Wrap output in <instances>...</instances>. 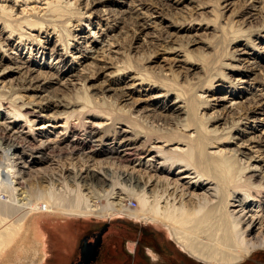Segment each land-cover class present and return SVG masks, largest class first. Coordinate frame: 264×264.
I'll list each match as a JSON object with an SVG mask.
<instances>
[{
  "label": "bare ground",
  "instance_id": "bare-ground-1",
  "mask_svg": "<svg viewBox=\"0 0 264 264\" xmlns=\"http://www.w3.org/2000/svg\"><path fill=\"white\" fill-rule=\"evenodd\" d=\"M243 1V7L239 9L241 12L234 13L235 17L248 21L256 12L264 16V0ZM7 2L24 6L19 11L23 16L15 17L11 7L5 6ZM41 2L45 7H33L29 13L25 10L29 3ZM108 3L122 4V0H0V78L16 70L21 76L17 90L47 92L36 105L32 101L25 102L23 95H15L12 88L8 91L3 87L0 89V264H36L44 261L49 242L42 226L49 216L62 219L106 216L139 220L163 229L165 235L197 261L205 264L241 263L256 249H264V158L260 157L264 152V129H257L258 126H264V118L258 116L264 114V44L259 48L250 47L254 51L248 55L244 51H231L232 62L242 63V66L239 65L242 70L236 71V65L223 66L228 72H239L241 76L239 79H230L236 81L234 86L225 95L215 99L214 104L222 106L209 115L200 113L210 104L201 99L197 92L214 91L224 86L222 81L227 77H222L221 73L217 79H209L204 86L194 83L187 92H175V88L167 84L152 85L150 76L139 71L137 78L141 82H152L150 86L160 90L156 97L164 100L158 109L159 113L155 109L141 113L142 118L155 123L157 130L155 127L154 132L159 135L142 133L136 130L133 122L124 123L117 118L116 113L122 110L116 109L115 100L111 102L104 97L99 98L115 107H111V110L116 113L102 112L96 110L97 105H91L94 99L86 94V81L106 75L108 69H113L109 77L111 81H119L131 69L123 66V61L121 67L112 62L115 58L112 54L117 56L124 53L126 59H132L126 53L128 47H122V40L119 39L120 34L124 35L123 29L128 28L127 20L130 21L133 42L139 40L143 33L147 35V30L156 23L151 17L147 19L143 16L144 12H139L145 3L141 5L138 2L133 9L130 6L124 10L101 9ZM151 3L148 9L157 12L152 18L159 20L162 11L170 7L165 0H151ZM227 6L228 3L223 8L227 9ZM93 17L94 25L98 24L96 27L100 32L103 31L104 41L98 46L97 41L89 39L91 28L77 30V24L73 22L69 26L71 29H65L69 18L78 22V19L90 20ZM97 19L99 22L95 23ZM230 22L224 23L227 26ZM162 24L166 25H160V34L155 41L167 39L164 36L169 35L166 29L170 26L182 29L186 26L183 23ZM233 25H230L233 39L246 37L247 28L243 30L236 24L233 29ZM23 27H36L38 31L41 28L44 41L29 39L31 36L25 35ZM253 28L254 39L245 38L249 43H243L244 47L264 39V25ZM47 29H51L52 34H58V44L64 52L59 54L57 50L51 51V57L54 55L59 58L53 60L55 63L45 64L41 55L45 53L43 49L46 47L41 45L49 40ZM115 29H118L116 33ZM73 30L74 33L71 32ZM11 36L18 37L24 46L33 42L40 45L42 50L37 51H40L38 57L24 60L21 52L20 55L12 54L13 50L9 49L20 51L21 45L12 44L9 47ZM69 40L73 41L72 45H69ZM148 44L152 46L154 43ZM130 47L131 51L136 49L133 45ZM69 48L80 54L82 59L67 60L64 56L68 54ZM243 54L246 56L242 58ZM4 61L12 65L4 66ZM257 71L260 77L255 74ZM251 73H254L253 80L258 83L256 87L249 83L248 76ZM63 74L71 81L61 84L58 76ZM112 75L115 76L113 79ZM73 80L81 81V84L77 87V84L72 83ZM70 88L75 89L76 93L80 90L85 94L81 99L70 95V92L68 95L66 90ZM103 89L109 91L106 86ZM113 93L116 98L124 97L122 90ZM171 93L175 99L166 104ZM234 98L241 99L235 103V107L226 104ZM39 104L40 108L52 110L44 119L35 110ZM73 106L75 109H70ZM225 113L232 114L228 125ZM76 120H82L83 133L91 139L90 144L78 135L69 139L70 133L75 131L73 126ZM219 121L225 126L220 130L217 125L211 127L210 124ZM249 121L255 126L250 125L252 128L243 130L238 128ZM153 126H150L151 131L154 130ZM232 130H238L241 137L229 135ZM236 139L240 141L238 145L235 143L236 148L223 146L225 142ZM107 140L109 142L105 143ZM248 145L256 148L251 151L253 155L245 152V148L250 150ZM53 154H56V159ZM60 157H65L66 165H60ZM112 167L121 168L124 177L132 180L138 190L136 196L140 209L130 210L121 197L116 198L125 188L119 187L116 180L103 172V168ZM54 168L62 169L51 173L53 179L46 177ZM42 180L51 184L50 187L53 181L55 184L57 182L62 190L55 195L48 191L50 197L45 199L46 195L45 198L42 196L37 185ZM69 184L76 187L72 189L70 186L69 189ZM96 185L102 188L101 196L107 202L103 208L92 200L95 194L92 187ZM151 185L154 190L147 192ZM77 186H83L87 192H82ZM186 197L189 200L188 207L183 201ZM51 221L57 222V219Z\"/></svg>",
  "mask_w": 264,
  "mask_h": 264
},
{
  "label": "rangeland",
  "instance_id": "rangeland-1",
  "mask_svg": "<svg viewBox=\"0 0 264 264\" xmlns=\"http://www.w3.org/2000/svg\"><path fill=\"white\" fill-rule=\"evenodd\" d=\"M74 1V0H71ZM148 1V2H147ZM158 1L159 0H153ZM167 4L170 7L165 8L162 11L161 19L152 18L156 15V13L153 10L148 9V5H152L151 0H122V4H112L108 3L101 9H115V10H124L128 6L130 8H134L137 3H141V5H145V7H142L139 12H144L142 15L146 16L147 19L155 20V24L151 25V28L147 30L146 33H143L140 35V39L136 40V42H133L132 40V34H131V25L130 21L127 20V26L128 28H124L125 32H123L124 35H119L122 41V47L127 48L128 50L126 53L129 54V56L132 57V59H126L127 57L125 54L121 55H113L115 58L112 59L114 64L116 66L121 67V65L130 67L128 72H126V77H123L119 81H111V74L113 72V69H108L105 71L107 73L106 75H99L96 78H93L91 80H88L85 82V88H87V96H90L94 103H91V105H97L96 110L102 111V112H114L111 110L113 106L109 105L110 103H107V101L102 102L99 98L104 97L107 100L113 102L115 100V106L116 109L122 110L119 114L116 113L117 118L119 120H122L124 123H127L126 121L133 122L135 124L136 130L141 131L142 133H157L155 131V123L153 124L150 120L142 118L141 113H143L145 110H157L160 109L162 103L164 102L163 99L160 97H156L158 92V88L155 86H150V83L152 82H141L138 77V72H142L146 76H150V80L153 81L152 85L157 84H164L166 86H170L174 91L178 92L180 91H188L190 87H193V84L199 86H204L207 84V81L211 78H218V74L221 73L222 77H227L222 83L224 86L221 88L213 90H209L207 92H197L198 95L201 96V99L205 100L207 104H210V107L203 108L200 113L209 115L216 109H219L222 105L221 104H214L215 99H218L219 96L225 95L227 90L234 86V82L230 79L235 78L239 79L241 74L239 72H228V69L223 66V64H229V65H236L237 68H235L236 71L242 70L240 66H242V63H234L232 62L230 58L231 51H244L247 53V55L252 51L250 47L259 48L264 44V39L262 40H251L254 41V44L249 45L248 47H244L243 43L247 42L246 39H254V33L255 30L253 27L256 28L259 25H264V16H262V13L254 14L253 17L248 19V21L243 20L242 18L235 17L234 13H238L242 7L243 0H165ZM138 3V4H139ZM228 3L226 11L223 8V6ZM230 3V4H229ZM5 6L11 7L12 13L15 15V17H21L23 16L19 11L20 9L24 8V6L20 5H13V3L7 2L4 3ZM257 6L260 5V3ZM231 5V6H229ZM1 6V4H0ZM37 8V7H45L44 4L41 3H29L25 10H27V13H29L31 8ZM222 7V8H221ZM139 8V6H138ZM233 9L235 11H233ZM237 9V10H236ZM240 9V10H239ZM32 10V9H31ZM222 12V14H221ZM241 12V11H240ZM220 13V14H219ZM149 14H152L148 17ZM260 17V18H259ZM78 19V18H76ZM79 21L76 22L72 18H69V24L65 27V29H71L69 26L72 25L73 22H75L77 25L75 29L77 30H88V27L91 28L92 34L89 35L90 40L97 41V46L100 45L103 41V31L100 32L98 29V24L94 25V17L89 19L83 18L78 19ZM87 20L89 22H87ZM99 19L96 20L95 23H98ZM238 20L236 23L235 21ZM172 23H169V22ZM177 21V22H176ZM180 21V22H179ZM184 21V22H183ZM231 21V22H230ZM158 22V23H157ZM163 22H168V24L173 25L174 23L177 24H185V28L182 29L177 26H170L168 27L167 32L168 36H164L167 39H162L159 41H155V38L157 36L159 37V27L160 25H166L162 24ZM224 22H230L229 25L226 26ZM234 22V23H233ZM242 22V23H241ZM263 22V24H261ZM233 23V24H231ZM224 24V25H223ZM238 25L242 27L243 30H246L247 32L246 37L242 38H235L233 39L232 35V29L230 28V25H233V29L235 28V25ZM158 25V26H157ZM225 28H222L223 26ZM236 25V26H237ZM157 26V27H155ZM219 26L220 30H219ZM251 26V28H249ZM87 27V28H86ZM167 28V27H166ZM253 28V31H252ZM41 29V28H40ZM39 31L37 28H31L28 29L26 27H23V30L25 31V35L31 36L29 39H35L44 41V34L43 30L41 29ZM223 29V30H222ZM226 29V31H225ZM118 29L114 30V33L117 32ZM51 29H47V32L49 35V40L47 42H43L44 44L41 45V47H46V49L43 51L41 60L46 63H51L53 60L57 61L58 56L52 55L51 57V51L57 50V52L62 54L64 51L60 50V45L58 44V38L56 34H52ZM127 31V32H126ZM74 33V30L71 31ZM70 32V33H71ZM95 32H98L95 34ZM256 33V31H254ZM127 33V34H126ZM221 35V36H220ZM12 37V43L8 46L10 47L12 44L13 46L15 44L21 45L20 41H18V37L11 36ZM124 39H123V38ZM191 39H194L195 41H190ZM132 40V41H131ZM235 40V41H233ZM143 41V42H142ZM148 42H153L154 44L151 46L148 44ZM69 45L73 44L72 40L68 41ZM59 45V46H58ZM136 47L135 50L131 51L130 46ZM140 45V46H139ZM8 46H6L8 48ZM30 46V47H29ZM20 48V47H19ZM139 48V49H138ZM5 49V46L3 47ZM13 50V51H12ZM40 49V45H36V42H33L31 45H21L20 51L16 49H9V51H12V54L20 55L24 60H30L32 57H38L40 54L37 53ZM149 52V53H148ZM65 54V53H64ZM107 54V53H106ZM148 54V55H147ZM152 55L151 57H149ZM44 56V57H43ZM128 56V57H129ZM148 56V57H147ZM246 55L243 54L241 57H245ZM67 60L76 61L75 59H82L80 54H78L76 51H74L72 48L68 49V54L64 56ZM76 57V58H74ZM146 57V58H145ZM73 58V60H72ZM148 58V59H147ZM56 59V60H55ZM230 59V60H229ZM131 60V61H130ZM53 61V63H55ZM124 62L123 64L121 62ZM52 63V64H53ZM128 64V66H127ZM3 65H12V63H9V61H4ZM138 65V66H136ZM240 65V66H239ZM192 66L191 68H188ZM78 70L80 69L77 67ZM143 70V71H142ZM221 70V71H220ZM230 70V69H229ZM231 69L230 71H235ZM1 71V70H0ZM259 72H255V74L261 76L258 74ZM225 74V75H223ZM231 76V78L229 77ZM64 77V78H63ZM115 76L112 75V79ZM254 73H251L248 78L249 83H251V86H258V83L256 80H253ZM67 76L65 74L58 76L59 82L61 84L66 83V81H71L66 79ZM216 78V79H217ZM247 79V77H245ZM264 78V77H263ZM21 79V76L19 73L14 70L12 73L7 75L4 78H0V80H3V82H0V89L2 87L8 91L9 88H12V92H15V95L22 96L23 100L25 102H33L36 105L45 97L47 92H33V91H20L17 90L18 87V80ZM243 81L245 79H242ZM241 80V81H242ZM8 82V83H7ZM163 82V83H162ZM256 82V83H255ZM72 83L78 87L79 84H81V81L73 80ZM245 83V82H244ZM257 84V85H256ZM72 85V86H74ZM231 85V86H230ZM256 85V86H255ZM107 87L109 91H104V87ZM242 86V85H241ZM151 87V88H150ZM240 87V86H239ZM213 88V87H212ZM211 88V89H212ZM72 89V90H71ZM72 92H71V91ZM70 90H66V94L69 95L68 92H70V95H73L74 97H83L85 94L84 91L79 92L73 90V88H70ZM99 90L105 92H100ZM118 90H122L124 92L123 98H116L114 96L113 92H116ZM175 95L171 93L169 98L166 101V104L172 102L175 97ZM33 97V98H32ZM42 98V99H41ZM90 98V99H91ZM41 99V100H40ZM89 99V98H88ZM39 100V101H38ZM220 100V99H219ZM241 100L240 98L232 99L230 102H227V105L235 107V103ZM92 101V100H91ZM96 102V104H95ZM101 102V103H100ZM99 106H98V104ZM104 104V105H102ZM35 107L36 112L41 116L42 119L46 117L47 114H49L52 110H48L46 108H40ZM115 107H113L114 109ZM70 109H75V107H71ZM159 113V112H158ZM232 113V111H231ZM225 118L227 119V125L229 124V120L231 121L230 117L232 114L225 113ZM260 118H264V114L258 115ZM222 117V116H221ZM141 118V119H140ZM144 121H143V120ZM77 121V123H76ZM75 124L73 126V133H70V138H73L74 135H78V137L83 141H86L90 144V138L84 135V129H82V120L81 122L76 120ZM80 123V124H78ZM108 123V122H107ZM137 123V125H136ZM152 123V125H151ZM112 124H109V126ZM154 125V126H153ZM208 125V124H207ZM211 127H215L217 125L218 130H220L223 127L222 121L217 122L216 124H210ZM255 126V124L252 122H248V124L239 125L238 128L243 130L245 128H252L251 126ZM108 126V125H107ZM147 126V127H146ZM150 126H153V129L151 131ZM225 126V125H224ZM139 127V128H138ZM150 127V131L148 128ZM210 128V126H209ZM143 129V131H142ZM258 130L264 129V126H258ZM147 130V131H146ZM157 130V127H156ZM247 131H250V129H246ZM256 130V132H258ZM145 131V132H144ZM238 130H232L229 132V135H233V137H241V135L237 132ZM113 131L111 130L110 133ZM192 132V131H191ZM194 134V133H192ZM157 135H159L157 133ZM244 137V136H243ZM88 139V140H87ZM92 142V141H91ZM109 141H105V143H108ZM240 143L239 140L229 141L225 142L223 144L224 147L228 149L236 148L235 146ZM92 144V143H91ZM247 144V143H246ZM108 145V144H107ZM252 145H248L247 147L250 148V150H246L245 152L247 155H253V152L256 148L251 147ZM89 149V148H87ZM197 154V153H196ZM54 155V154H53ZM56 155V154H55ZM53 158H57L55 156ZM258 155V154H257ZM63 157V156H62ZM261 158H264V152L260 155ZM65 158V157H64ZM64 158H61L60 165H66L64 162ZM62 162V163H61ZM229 168H232L230 165H228ZM62 168H54L53 171L48 172L46 177H49L50 179H53L51 177V173L58 171ZM76 171L79 170V168H74ZM234 169V168H233ZM235 170V169H234ZM57 171V172H56ZM64 171V170H63ZM103 172L107 175V177H111V179L116 180L119 187L125 188L122 190V193L119 194L118 197L122 198L123 203L127 208L130 210H138L140 209L139 199L137 193L138 190H136L134 184H132V180H130L128 177H124L121 168H103ZM231 170L229 171V173ZM50 173V174H49ZM60 173V172H59ZM50 175V176H49ZM131 181H129V180ZM67 183H69L67 181ZM132 184V185H131ZM39 189L41 193H43V197L45 199L48 198L49 192L51 191L52 194H56V192H60L62 190L61 185L55 184L53 181V186L50 187L51 184H48V182L45 180L40 181ZM69 186V187H68ZM74 189L75 187L72 185H67V188ZM51 189H50V188ZM74 187V188H73ZM79 188V186H77ZM99 186H94L92 195V200L95 205L98 207H105L106 200L101 196L102 188H98ZM54 188V189H53ZM59 188V189H58ZM82 192H87V190H84L83 186H80ZM79 188V189H80ZM95 188V189H94ZM134 188V189H133ZM103 189H106L104 187ZM97 190V191H95ZM126 190V191H124ZM154 190V186L148 187L147 192H152ZM120 191V190H119ZM48 192V193H46ZM55 192V193H53ZM101 192V193H100ZM48 194V195H47ZM50 197V196H49ZM188 197L184 198L183 201H185V205L188 207L189 200H187ZM188 203V205H187ZM262 206V205H261ZM264 206V204H263ZM264 210V208H263ZM264 215V212H263ZM53 219H57V222L51 221ZM63 221H59V220ZM44 228V232L47 236V245H49V248L47 246V250H49L45 256L44 261L41 260L36 264H77V261L79 260V247L82 241V238L85 236L90 237V239L93 241L94 238L92 236V233H101L102 235V243L100 247L98 248L97 258L94 262L90 264H205L200 261H197L196 259L192 258L189 254H187L185 251L181 250L178 245L170 238L169 236L165 235L163 232V229L157 228L154 225L151 224H145L142 221L129 219L126 217H115V218H109V217H88V218H76V219H62L60 217H52L49 216L48 219L45 218V224L42 226ZM62 235L64 236L60 238ZM64 238V239H63ZM239 264H264V249H256L254 252H252L251 255H249L245 260H243Z\"/></svg>",
  "mask_w": 264,
  "mask_h": 264
},
{
  "label": "water",
  "instance_id": "water-1",
  "mask_svg": "<svg viewBox=\"0 0 264 264\" xmlns=\"http://www.w3.org/2000/svg\"><path fill=\"white\" fill-rule=\"evenodd\" d=\"M101 243V233H98L93 242H88L86 238H83L79 247V256L83 260L82 264H88L95 259L97 254V248Z\"/></svg>",
  "mask_w": 264,
  "mask_h": 264
},
{
  "label": "flooded vegetation",
  "instance_id": "flooded-vegetation-1",
  "mask_svg": "<svg viewBox=\"0 0 264 264\" xmlns=\"http://www.w3.org/2000/svg\"><path fill=\"white\" fill-rule=\"evenodd\" d=\"M96 235H97L96 233H92L93 238H94ZM84 238H86L88 242H93V241L90 239V237H88V236H85ZM82 239H83V238H82ZM101 243H102V235H101ZM101 243H100V245H101ZM100 245H99V247H100ZM99 247H98V248H99ZM98 248H97V253H98ZM79 255H80V254H79ZM96 258H97V254H96V256H95V259H94L92 262H94V261L96 260ZM82 261H83V260H81L80 257H79V260L77 261V264H82ZM92 262H90V263H92ZM90 263H88V264H90Z\"/></svg>",
  "mask_w": 264,
  "mask_h": 264
}]
</instances>
